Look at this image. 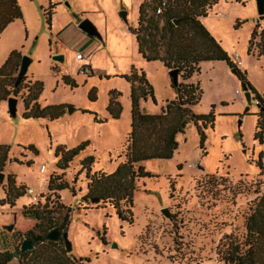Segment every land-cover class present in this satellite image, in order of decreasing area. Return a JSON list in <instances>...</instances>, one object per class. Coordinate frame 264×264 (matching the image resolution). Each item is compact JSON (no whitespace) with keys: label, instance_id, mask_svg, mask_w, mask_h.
<instances>
[{"label":"rangeland","instance_id":"374dc122","mask_svg":"<svg viewBox=\"0 0 264 264\" xmlns=\"http://www.w3.org/2000/svg\"><path fill=\"white\" fill-rule=\"evenodd\" d=\"M50 1L17 0L22 20L0 34V68L12 52L30 58L24 84L41 86L39 107L65 108L58 121H24L21 96L27 95L26 90L14 97L18 101L14 118L7 104L13 96L0 100V146L9 149L0 173V251L14 252L30 230L34 237L41 235L34 229L35 219L23 215L36 197L41 208L47 205L51 210L56 202L68 209L55 210L51 217L61 221L68 215L67 238L72 247L68 255L83 264H222L216 255L219 241L224 235L243 241L245 218L264 192V130H259L256 103L246 102L241 80L226 62L198 65L199 73L189 83H197L202 94L192 112L211 113L214 122L203 130V139L189 123L177 137L178 148L171 159L140 164L151 178L136 182L129 225L109 205L94 208L90 201L82 202L86 177L112 174L124 162L122 153L131 131V85L123 77L131 69L143 72L156 101L148 106L160 111L174 99L169 72L160 62H145L129 32L135 27L141 0H53L61 5L48 26L43 11ZM258 17L256 0H227L214 5L201 22L231 62L234 55L239 57L237 70L261 96L264 56L258 54L264 44L260 36L253 42L252 53L248 52L253 33L264 35V19ZM84 19L101 39L72 28ZM77 54L84 60H78ZM54 56H62L63 61H54ZM84 67L89 73H83ZM110 101L111 109L118 111L117 119L109 114ZM141 102L146 101H139L140 110L148 111ZM85 143L88 146L67 170L56 169L58 149L71 150ZM30 146L37 154L27 149ZM86 158H93L88 173L80 166ZM41 166L46 168L44 174L39 172ZM206 175L216 177L214 185L199 187ZM50 176L69 187L49 193ZM8 178L16 189H24L13 206L6 202ZM27 189L33 190V196ZM163 209L169 210L170 219L164 217ZM8 264H18V259Z\"/></svg>","mask_w":264,"mask_h":264},{"label":"trees","instance_id":"16d2710c","mask_svg":"<svg viewBox=\"0 0 264 264\" xmlns=\"http://www.w3.org/2000/svg\"><path fill=\"white\" fill-rule=\"evenodd\" d=\"M162 0H143L139 7L137 25L130 28L129 32L134 36L138 54L147 63L160 62L163 67L170 70H178V83L173 84L170 79L171 88L175 92V98L161 108L158 114H146L140 110L139 101L150 99L154 105V93L145 75L141 71L131 69L129 75L123 78L131 85V131L125 141L123 155L124 162L112 174L98 173L89 176L87 174V193L82 202L87 203L91 199H98L94 208L109 205L112 207L119 220L132 225L131 208L132 198L136 191V182L139 179L151 178L140 165L150 160H169L178 148L177 137L184 134L189 123H193L203 139V130L212 126L214 117L208 115H196L192 108L201 101V90L199 85L189 83L190 79L199 73L198 65L202 62H226L241 80L243 90L250 92L251 101L259 109V130H264V92L261 96L255 94L254 90L246 83L243 75L237 70L236 65L225 56L220 45L210 36L201 23V19L207 16V12L219 1L227 0H166V6L160 15L156 9ZM240 2V0H233ZM56 4L49 3L44 9V17L50 26L52 15ZM22 20V12L17 0H0V34L12 23ZM181 20L177 25L173 21ZM261 37L264 44L263 32L257 35L253 33L248 52L252 53V45L256 37ZM264 56V46L258 54ZM21 61L19 52H12L0 68V100L6 101L8 97H17L23 90L27 95L21 96L24 106L22 119L24 121H46L54 122L63 117L65 108L63 106H49L41 109L38 98L41 92L39 84L26 81V76L16 85ZM55 70V67L52 68ZM10 88L6 91V88ZM91 99V98H90ZM93 100V99H92ZM109 107V114L113 119L118 118V111ZM88 146L87 143L78 147L65 150L58 149L55 158L60 157L55 167L60 171L68 169V165L77 158ZM37 154L33 146L27 148ZM9 149L0 146V173L3 171L8 159ZM264 157V155L262 154ZM260 161V157L258 159ZM93 164V158H86L80 162V166L88 173ZM180 170V167H179ZM216 180L214 175H206L198 183L199 187L213 184ZM218 185V184H217ZM69 187L68 183L50 176L47 182L49 193H59ZM72 190V188H71ZM73 191V190H72ZM6 202L13 206L14 201L24 195V189H16L13 181L8 178ZM125 206V210L122 209ZM48 206L40 207L38 201L28 209H24L23 215L35 219V230L41 237L38 242H33V230L22 235L33 242V250L20 253L18 264H83L81 259H74L65 249L62 233L67 231L69 225L68 215H64L61 221L51 217L55 210L57 212L68 210L61 204L55 202L51 210ZM87 209V208H85ZM57 228L60 239L56 243L48 242L45 237L47 233ZM245 237L238 242L231 235H224L216 247V255L222 264H264V192L253 202L252 207L244 221ZM177 248L180 244L175 243ZM12 251L8 249L0 251V264H8L13 260ZM171 260V258H170ZM189 261V260H188Z\"/></svg>","mask_w":264,"mask_h":264},{"label":"water","instance_id":"95a60500","mask_svg":"<svg viewBox=\"0 0 264 264\" xmlns=\"http://www.w3.org/2000/svg\"><path fill=\"white\" fill-rule=\"evenodd\" d=\"M256 7H257V14H258V20H263L264 19V0H256ZM122 18L125 19L126 17V13L123 12L121 14ZM179 22H181V20H176L173 21L174 25H177ZM77 28L84 33L85 35H87L88 37L94 38V39H101L99 33L97 32L96 28L94 27V25L87 19L82 20L81 22L78 23ZM54 61L57 62H62L63 61V57L62 56H54L53 57ZM32 62V60L28 57H21V61H20V66H19V71L16 77V85L18 83H20V81L25 77L26 73H27V69L28 66L30 65V63ZM233 71V70H232ZM234 72V71H233ZM169 78L172 80L173 84L176 85L178 83V70H170L169 71ZM246 102L248 104H250L251 101V94L250 92L246 91L244 93ZM7 104H8V111H9V115L10 117L14 118L16 117V107L18 104V101L16 98L11 97L7 100ZM247 111V109H246ZM73 112V109L69 110V113ZM99 200L98 199H91L90 203L95 204L97 203ZM162 214L164 215V217L170 219V213L168 209H163L162 210ZM12 229V227L8 228V231H10ZM45 239L48 242H52V243H56L59 239H60V232L57 228H54L52 230H50ZM61 239L64 241L65 244V249L68 253L72 252V247L68 241L67 238V231H64V233H62L61 235ZM41 240V237H36L33 239V242H38ZM33 242L28 240V239H24L21 242L20 248L18 251H14L12 253V257L13 259H18L19 258V254L20 253H25L28 251H32L33 250Z\"/></svg>","mask_w":264,"mask_h":264},{"label":"built area","instance_id":"2783aa9c","mask_svg":"<svg viewBox=\"0 0 264 264\" xmlns=\"http://www.w3.org/2000/svg\"><path fill=\"white\" fill-rule=\"evenodd\" d=\"M166 3H167L166 0H162L161 1L160 5L156 9V14L157 15H160L162 13L163 8L166 6ZM76 58L78 60H84V56L81 55V54H77ZM233 62L235 63L236 66H239L241 64L239 57L236 56V55L233 56ZM82 71H83V73H89V69L87 67H84ZM255 103L257 104L258 102L255 101ZM262 154L264 155V145L262 147ZM262 160L264 161V157H263ZM39 172L41 174H44L46 172V168L44 166H41L40 169H39ZM26 193L29 194L30 196H33V194H34L32 189H27ZM33 200H34L35 203L37 202V198L36 197H33Z\"/></svg>","mask_w":264,"mask_h":264},{"label":"crops","instance_id":"0c3cea01","mask_svg":"<svg viewBox=\"0 0 264 264\" xmlns=\"http://www.w3.org/2000/svg\"><path fill=\"white\" fill-rule=\"evenodd\" d=\"M52 4H56L57 6L56 7H58V6H60L61 5V3L60 2H57V3H54L53 2V0H51L50 1ZM143 2V0H141V3ZM138 17H139V15H138ZM202 20V19H201ZM200 20V21H201ZM72 23H70V25H69V27H72L73 26V23H74V20L73 21H71ZM137 22H138V19H137V21H136V24H135V26L137 25ZM202 23V22H201ZM77 25V24H76ZM74 26V27H72V28H75V29H78L77 28V26ZM79 30V29H78ZM80 31V30H79ZM81 32V31H80ZM84 34V33H83ZM133 36V35H132ZM134 37V36H133ZM136 41V40H135ZM137 44V43H136ZM139 55V54H138ZM145 61V60H144ZM146 62V61H145ZM152 63V62H151ZM165 69V68H164ZM166 70V69H165ZM167 72H169L168 70H166ZM179 81H180V78H179ZM169 84H170V81H169ZM174 96V98H175V94L173 95ZM148 102L149 103H152V101L151 100H147L146 102H141V103H143L144 104V106L148 109V111L147 110H145V109H141V111L142 112H146V114H158V113H160V111H161V109H160V111H156L155 110V107H153V109L152 108H150L149 106H148ZM153 104V103H152ZM46 122V121H45Z\"/></svg>","mask_w":264,"mask_h":264}]
</instances>
